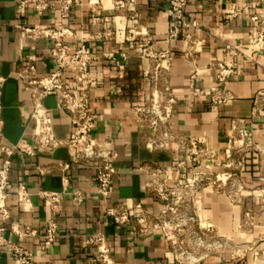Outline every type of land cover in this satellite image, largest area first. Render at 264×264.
I'll return each mask as SVG.
<instances>
[{
	"label": "crops",
	"instance_id": "0c3cea01",
	"mask_svg": "<svg viewBox=\"0 0 264 264\" xmlns=\"http://www.w3.org/2000/svg\"><path fill=\"white\" fill-rule=\"evenodd\" d=\"M23 0H0V75L3 86V125L0 147L14 149L30 147L33 155L14 150L9 177L8 205L10 218L0 244V264H12L7 244H19L33 254L31 264H94L96 246L86 243L87 237L99 234L105 238L115 264H174L167 245L160 234L137 235L129 226H117L106 216L108 206L124 203L130 209L136 204L158 215L160 203L145 192L146 180L143 168L160 169V177L169 185L183 183L192 173V164L186 150L178 142H170L163 148H150L138 121L135 107L143 106L149 97L150 81L145 73L152 69V62L128 48L125 35L134 28L138 37L144 38L147 30L155 51H170V66L166 85L173 98L170 105L169 126L180 139H193L205 143L218 154L219 163L225 162L230 123L234 118H248L254 109V98H264V52L253 44L256 33H264V2L254 7L251 0H189L186 17L196 21L198 27L190 33L202 46L198 48L195 62L183 56L185 44L181 40L167 42L168 19L164 12L166 0H130L135 4L138 18L130 22L125 13L114 12L108 1L103 0L102 15L105 24L92 27L88 24L89 10L86 5L73 7L66 19L57 11L47 10L38 16L31 3L23 7ZM235 17L227 19V15ZM256 17L255 20H252ZM16 25L39 28L68 27L74 36L65 41L68 46L84 43L96 59L90 65L92 83L85 92L95 117L92 137L98 143L109 142L116 152L114 175L110 195L106 201L97 193L94 169L75 163L73 151L63 145L71 135V124L66 112L58 107L54 93H49L42 105L52 120L53 133L62 142L58 147L38 149L31 118L30 93L22 90L15 72L23 57L32 54L37 73L43 76L53 69L50 53L51 40L30 39L16 29ZM110 29V38L97 39L95 34ZM230 46L232 50H227ZM126 58L122 60L121 54ZM112 55L123 62V77L118 78ZM221 62L237 68V73L224 83H217L208 64ZM73 69L64 71L67 89L77 94L73 83ZM120 86V92L116 86ZM218 86L230 99L221 105L210 101V87ZM204 89L195 95L194 89ZM253 120L252 142L264 153V104ZM3 155L0 154V165ZM247 166L241 174L246 189L240 205H234L224 193L206 188L195 195L194 210L204 224L214 227L241 251L234 257L210 256L201 264H260L250 248L261 249L257 244L264 236V206L260 208L257 197L249 190L260 188L254 156L247 157ZM68 165V168H64ZM223 171L221 168H217ZM18 184H23L28 194L27 209L17 201ZM56 193L60 204L52 209L42 193ZM82 196L80 203L73 193ZM249 213L250 225L243 227L245 214ZM58 222V241L41 249L42 234L47 221ZM11 227L30 228L33 237L21 238Z\"/></svg>",
	"mask_w": 264,
	"mask_h": 264
},
{
	"label": "built area",
	"instance_id": "2783aa9c",
	"mask_svg": "<svg viewBox=\"0 0 264 264\" xmlns=\"http://www.w3.org/2000/svg\"><path fill=\"white\" fill-rule=\"evenodd\" d=\"M103 0H23L19 3L23 7L27 3L33 5L38 16L45 11H57L61 19H66L73 7L86 5L89 10L88 24L95 28L105 24L103 17ZM110 9L114 12L125 13L130 22L138 18L135 4L130 0H106ZM189 0H166L164 12L168 19L167 42L177 40L184 42L183 56L192 62L196 61L198 48L202 46L190 33L196 29L198 24L186 17L185 9ZM219 1V0H216ZM264 0H251L254 7L260 6ZM235 13L227 15V19L235 17ZM253 17L252 20H255ZM16 29L22 31L26 37L36 39H47L52 41L50 53L53 61V69L40 76L37 73L35 59L32 54H26L15 72L24 92L30 93L31 118L34 120L33 138L38 149L54 148L62 144L54 133L52 120L42 105V100L49 94L54 93L57 98L58 107L66 112L70 119L71 135L63 142L67 148L73 151L74 162L89 165L94 169L97 193L101 200L106 201L110 195V185L114 175V160L116 152L109 142L98 143L92 137L95 127V117L89 98L85 94L92 83L90 77V65L96 59L91 55L84 43L78 46H68L67 39L74 36L68 27L39 28L35 26L16 25ZM144 38L135 44L138 37L134 28H128L125 42L128 48L135 51L142 58L152 62V69L145 73L150 81V92L146 104L135 107V112L140 124L141 118L146 119L153 115L152 124L162 132V140L146 138L145 143L150 148H163L170 142H178L187 153V159L192 164V173L186 177L183 183L169 185L165 178L160 177V169L143 168L146 176L144 183L145 192L148 196L157 200L161 205L158 215H152L144 210L140 204L129 208L124 203H116L108 206L105 214L117 226H129L137 235H151L158 233L167 245L174 264H201L210 256L234 257L241 250L236 247L226 236L220 234L214 227L204 224L194 210L195 195L211 188L217 193L226 194L234 205H240L243 194L246 191L241 174L247 166V157L254 156L257 163L259 178L264 182V153L252 142L253 120L259 111L260 103L264 104V98H254V109L248 118H234L230 123V135L227 140L228 155L223 163H219L218 154L210 149L205 143H197L193 139H180L169 126L170 105L173 98L166 85L167 72L170 66V51L153 49L150 34L147 30L142 31ZM114 32L110 29L98 30L95 34L97 39L112 37ZM253 44L264 52V33L258 32L253 38ZM227 50H232L230 46ZM115 61L118 78L123 77V62L107 55ZM122 60L126 58L121 54ZM68 66L73 69V83L79 93L70 92L65 84L64 71ZM208 69L213 72L217 83H224L237 73V68L225 65L221 62L208 64ZM5 79L0 75V133L3 125V86ZM120 92V86H116ZM153 91H159L160 100L155 101ZM213 105H221L230 97L225 95L220 87L213 86L207 91ZM204 89L195 88V95H202ZM155 120V121H154ZM14 150L26 155H33L30 147L16 146L14 149L6 146L0 147L3 162L0 165V244L4 242L3 233L6 231V223L10 218L8 205L9 177L12 169L11 157ZM68 168V165H64ZM217 168L223 169L219 171ZM249 194L257 197L260 208L264 206V191L260 188L249 190ZM52 209L59 207L60 198L56 193H42ZM17 201L23 208L27 209L28 194L23 184H18L16 191ZM73 199L80 203L82 196L79 192L73 193ZM242 225H250L249 213L245 214ZM11 231L18 237L27 238L36 235V231L30 228L11 227ZM58 241V222L50 218L42 234L41 249L44 250ZM86 243L96 246L97 252L94 256V264H115L110 255L105 238L102 235H90ZM257 244L264 245V236L260 237ZM11 255L12 264H31L33 254L19 244H7ZM254 258L264 264V247L261 249L250 248Z\"/></svg>",
	"mask_w": 264,
	"mask_h": 264
},
{
	"label": "rangeland",
	"instance_id": "374dc122",
	"mask_svg": "<svg viewBox=\"0 0 264 264\" xmlns=\"http://www.w3.org/2000/svg\"><path fill=\"white\" fill-rule=\"evenodd\" d=\"M152 118H153V115H149L146 119L141 118L140 120V126L144 133V137L145 139L146 138L156 139L159 137L158 140L160 139L163 141V138H162L163 131H160L158 128H156L154 124H152V121H153Z\"/></svg>",
	"mask_w": 264,
	"mask_h": 264
},
{
	"label": "bare ground",
	"instance_id": "6f19581e",
	"mask_svg": "<svg viewBox=\"0 0 264 264\" xmlns=\"http://www.w3.org/2000/svg\"><path fill=\"white\" fill-rule=\"evenodd\" d=\"M152 96L155 101H159L161 98L159 91H153Z\"/></svg>",
	"mask_w": 264,
	"mask_h": 264
}]
</instances>
